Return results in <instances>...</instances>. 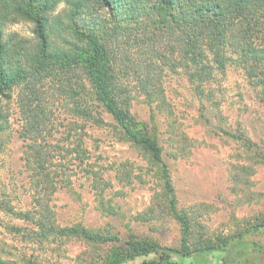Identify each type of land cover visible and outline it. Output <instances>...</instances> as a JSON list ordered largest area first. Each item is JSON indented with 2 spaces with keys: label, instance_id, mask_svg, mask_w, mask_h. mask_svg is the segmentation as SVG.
<instances>
[{
  "label": "rangeland",
  "instance_id": "1",
  "mask_svg": "<svg viewBox=\"0 0 264 264\" xmlns=\"http://www.w3.org/2000/svg\"><path fill=\"white\" fill-rule=\"evenodd\" d=\"M32 31L24 22L8 26V32L27 38H33ZM122 48L119 82L129 91L130 112L162 149L176 210L190 224L192 248L209 242L216 246L224 239L264 246V228L257 227L264 221L261 87L235 61L219 69L214 53L206 59L213 71L199 82L193 69L156 61L137 39ZM228 49L232 51L227 48L225 53L236 58ZM32 87L17 86L3 102L0 259L14 264H110L112 248L132 237L181 250L182 226L172 210L161 165L133 146L94 101L82 69L44 78ZM27 103L39 114L42 132L37 144L49 155L44 170L35 165V151L33 169L27 162L30 141L22 137L29 127ZM83 110L90 117H83ZM78 144L88 150L85 163L71 153ZM42 172L56 187L45 185L49 180ZM42 219L59 227L83 226L116 240L94 243L78 236H46L39 228ZM221 255L171 254L169 261L226 264ZM145 260L159 261L160 254L124 264Z\"/></svg>",
  "mask_w": 264,
  "mask_h": 264
},
{
  "label": "trees",
  "instance_id": "2",
  "mask_svg": "<svg viewBox=\"0 0 264 264\" xmlns=\"http://www.w3.org/2000/svg\"><path fill=\"white\" fill-rule=\"evenodd\" d=\"M21 22L33 26V38L8 32V26ZM133 38L145 45L156 61L193 69V77L199 82L213 71L206 63L209 54H215L219 69L235 61L245 70L248 79L261 87L264 102V0H0V129L6 118L3 102L17 86L26 84L32 89L44 78L65 77L81 68L93 90L94 101L112 116L133 146L148 152L161 165L165 189L172 197V210L182 226L181 250L132 237L112 248L110 264H124L158 253L159 261L145 260L142 264H173L169 261L171 254L194 258L218 251L222 252L221 261L226 264H264V246L246 243L243 239L235 244H231V239H224L216 246L212 242L196 248L190 245V224L176 210L174 187L162 149L130 112L129 91L119 82V54L122 45L130 44ZM227 48L232 49L228 53L236 58L225 53ZM152 64L155 61L147 66V72L151 71ZM26 107L29 127L22 137L30 141L27 162L32 167L31 154L35 151L39 156L35 165L44 170L49 161L43 145L37 144L42 132L39 114L28 103ZM88 113L83 110V117H90ZM71 153L81 163L89 160L88 150L82 144L75 146ZM42 174L49 180L47 187H56L49 174ZM18 215L30 218L26 213ZM257 227L264 228V221ZM39 228L46 236H78L94 243L116 240L83 226L59 227L46 219L40 220ZM0 264L14 263L0 259Z\"/></svg>",
  "mask_w": 264,
  "mask_h": 264
}]
</instances>
